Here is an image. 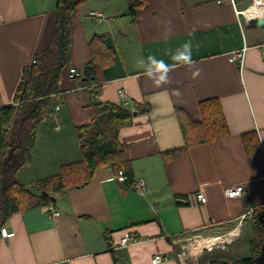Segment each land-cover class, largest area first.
I'll return each instance as SVG.
<instances>
[{"label": "crops", "instance_id": "0c3cea01", "mask_svg": "<svg viewBox=\"0 0 264 264\" xmlns=\"http://www.w3.org/2000/svg\"><path fill=\"white\" fill-rule=\"evenodd\" d=\"M54 1L0 0V108L14 103L24 70L48 48ZM252 6L250 0H236L235 7L230 0H145L132 19L129 0H88L73 13L60 109L39 124L32 159L18 171V180L29 186L82 159L75 129L90 123L93 109L86 106L87 86L78 76L91 59L90 39L100 35L115 53V63L104 71L100 100L152 106L119 133L128 145L134 180H144L147 190L118 181L108 168L97 169L86 186L55 195L53 205L14 214L3 226L15 235L0 238V264H152L156 254L168 258L158 264L186 259L194 264V258L195 264H207L211 251L190 259L183 246L237 228L226 253H233L231 261L244 258L243 236L248 234V244L253 234L249 213L264 209V159L250 160L242 141L243 134L255 132L264 152V25L249 24L236 13ZM92 11L105 19H93ZM168 22L173 31L165 36ZM189 39L202 70L198 78H191L194 68L181 66L169 73L170 84L155 87L137 68V60L149 55L171 63L169 50ZM244 49L242 64L230 60ZM211 98L219 100L230 136L165 161L164 152L185 146L176 108L200 121L199 102ZM237 184L244 195L228 198L227 190ZM200 191L205 204L194 198ZM125 231L137 241L120 245Z\"/></svg>", "mask_w": 264, "mask_h": 264}, {"label": "trees", "instance_id": "16d2710c", "mask_svg": "<svg viewBox=\"0 0 264 264\" xmlns=\"http://www.w3.org/2000/svg\"><path fill=\"white\" fill-rule=\"evenodd\" d=\"M87 1H54L56 21L48 48L44 54L36 56V63L24 70L14 103L0 108V229L14 214L53 205L55 195H65L86 186L97 169L108 168L114 175L123 172L128 186L135 182L128 145L120 141L119 133L135 125L137 116L148 115L152 106L136 101L127 106V103L121 105L100 100L106 83L104 71L115 63L114 51L100 35L90 39L91 59L83 72L77 75L87 86L86 106L93 109L90 123L75 129L82 159L63 165L57 175L37 180L29 186L22 184L17 177L18 171L32 159L39 124L56 109V105L60 106L61 73L69 65L71 57L72 15ZM144 5L145 0H129L127 15L134 19ZM199 108L200 121L192 120L184 109L176 108L185 146L164 152L165 161L186 154L192 146L230 136L218 99L202 100ZM242 141L250 160L264 159L257 133L243 134ZM250 224L253 234L248 243V257L237 261L211 258L207 264H264V209L255 208ZM115 264L118 263L115 261Z\"/></svg>", "mask_w": 264, "mask_h": 264}, {"label": "built area", "instance_id": "2783aa9c", "mask_svg": "<svg viewBox=\"0 0 264 264\" xmlns=\"http://www.w3.org/2000/svg\"><path fill=\"white\" fill-rule=\"evenodd\" d=\"M230 1L232 2V4L235 7L236 6V0H230ZM243 11L244 10H237L236 9V13L238 15H242L246 19H248L251 16H253V15L246 16L243 13ZM89 15H90V17H92L93 19L98 20V21H102V20L105 19V16L102 13H98V12L92 11V12L89 13ZM2 21H3V19H2V15H1V9H0V23H2ZM244 51H245V49L242 50V51H234L230 55V60L233 61V62H237V63L242 64ZM263 54H264V50H263ZM32 63H36V60L34 59ZM70 73L72 74V76H77L76 70H74V69H71ZM59 109H60V106L56 105V110H59ZM115 178L118 181H120V182H125L126 179H127L126 175L123 172H120L118 175H115ZM133 187L136 190L140 191L141 193H144L147 190L146 183L142 179L134 182ZM244 192H245L244 186L242 184H237V185H234V186L230 187L227 190V196H228V198H240V197H242L244 195ZM194 198L199 204H205L207 202V198H206L205 194L203 192H201V191L197 192L195 194ZM253 212H254V209H252L249 214L252 215ZM238 233H239L238 228L234 229L232 232H229L228 234H226V236H227L226 241L228 242L229 239L232 240L233 238H235L238 235ZM14 235H15V232L8 231L7 228H5V227H2L0 229L1 238H11ZM220 237H222V236H220ZM197 239L198 238H195L194 240H197ZM135 241H137V237L134 234H131L130 232L125 231L122 234V237H121V240H120L119 244L120 245H127L128 243L135 242ZM193 241H191V243H193ZM191 243H189V244H191ZM186 246H183V247L185 248ZM220 246H221L220 248H225L226 247V245L223 243V241L221 242ZM215 247H217V246L216 245L211 246V247L205 246L202 250L211 251ZM167 259L168 258L166 256H164L163 254H156L153 257V259H152V264H158V263L166 261Z\"/></svg>", "mask_w": 264, "mask_h": 264}, {"label": "clouds", "instance_id": "9594fccd", "mask_svg": "<svg viewBox=\"0 0 264 264\" xmlns=\"http://www.w3.org/2000/svg\"><path fill=\"white\" fill-rule=\"evenodd\" d=\"M173 29L171 28V22H168V26L164 35L171 34ZM193 55V42L191 39L183 42L179 48L175 51L169 50V57L171 63L166 62L163 59H158L155 55H149L147 58H140L137 60V68L143 69V75L152 81L155 87H163L164 85L171 83L169 73L174 71L177 67L194 68L191 78L196 79L200 76L201 69L196 67V61L192 58ZM174 94L179 96V89L173 90ZM195 264V258H194Z\"/></svg>", "mask_w": 264, "mask_h": 264}, {"label": "bare ground", "instance_id": "6f19581e", "mask_svg": "<svg viewBox=\"0 0 264 264\" xmlns=\"http://www.w3.org/2000/svg\"><path fill=\"white\" fill-rule=\"evenodd\" d=\"M250 9L246 10V11H243V13L246 16H250V15L263 16L264 15V0H255L254 3H253V6ZM226 234H228V233L221 234V235H216V236H210V237H200V238H198V240H194L193 239L194 241L192 240L193 243H191L190 249L188 250L189 251L188 252V254H189L188 257L190 259H192L195 255L200 253L205 246L211 247V246L216 245L217 247H221L220 244H221L222 241H223V243L226 246L230 245L234 241V238L232 240L229 239L228 242H227L226 241V238H227ZM220 236H222V237H220ZM190 251H192V254H191ZM188 262L189 261L186 259L185 260V264H187Z\"/></svg>", "mask_w": 264, "mask_h": 264}, {"label": "rangeland", "instance_id": "374dc122", "mask_svg": "<svg viewBox=\"0 0 264 264\" xmlns=\"http://www.w3.org/2000/svg\"><path fill=\"white\" fill-rule=\"evenodd\" d=\"M254 1L255 0H250V4L251 3H254ZM264 17V16H263ZM247 232V231H246ZM250 236V235H249ZM250 238V237H249ZM198 240V239H197ZM243 240L244 241H242L241 242V245H244V257H248L249 255H250V250H249V244H246L247 243V241H248V234H245L244 236H243ZM189 243H191V242H188V244H186L187 246L184 248L185 250V252L187 253L188 252V250L190 249V245L191 244H189ZM227 246L225 247V248H220V247H215L214 249H212L211 250V253H213V256L211 257V258H220V257H222V258H226V259H228V260H234L235 258L234 257H232L233 256V253H231V255L232 256H227ZM191 252V254H192V251H190ZM210 252V251H209ZM194 253V252H193ZM191 256V255H190ZM210 257V256H209ZM211 258H209V260L211 259Z\"/></svg>", "mask_w": 264, "mask_h": 264}, {"label": "water", "instance_id": "95a60500", "mask_svg": "<svg viewBox=\"0 0 264 264\" xmlns=\"http://www.w3.org/2000/svg\"><path fill=\"white\" fill-rule=\"evenodd\" d=\"M248 23L249 24H257L258 26H263L264 25V17L263 16H251L248 18ZM264 250V248H263Z\"/></svg>", "mask_w": 264, "mask_h": 264}]
</instances>
